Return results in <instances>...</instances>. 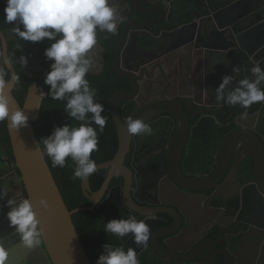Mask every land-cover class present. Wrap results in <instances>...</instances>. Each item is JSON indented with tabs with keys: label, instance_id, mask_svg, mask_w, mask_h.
Returning a JSON list of instances; mask_svg holds the SVG:
<instances>
[{
	"label": "flooded vegetation",
	"instance_id": "obj_1",
	"mask_svg": "<svg viewBox=\"0 0 264 264\" xmlns=\"http://www.w3.org/2000/svg\"><path fill=\"white\" fill-rule=\"evenodd\" d=\"M256 1L111 0L119 12L117 32L111 34L97 29V43L89 53L93 60L89 72L110 85L101 92L107 94L106 97L95 99L103 103V99L117 92L137 89L135 96L119 104L123 120L151 103H177L188 120L181 158V170L186 176L199 180L212 177L224 158L221 153L226 139L244 130V137L234 146L233 154L225 156L221 178L205 187H184L172 174L170 152L179 126V118L173 112H163L145 121L152 128L151 135H131L130 148L123 161L132 175L128 192L126 178L117 174L106 193L94 204L91 197L102 187L111 168L101 169L107 170V174L96 190L93 174L90 175L89 187L82 189L91 201L89 207L94 206L92 210L107 221L135 216L150 225L151 236L146 246H137L131 234L123 238L117 236L125 251L128 247L136 249L140 264H256L260 252V264H264V195L261 193L264 188V102L245 109L240 105L218 103L215 99V88L225 75L234 76L229 86L234 88L240 79H254L248 70L253 64L264 68V32L251 44L247 33L233 36L232 28L235 24L243 29L240 20L246 16L247 3L252 7L248 10H257L253 8ZM235 8L239 10L237 16L231 14L238 13L233 11ZM124 30L127 37L121 46L119 64L121 71L130 74L129 79L122 77L115 67L116 51ZM158 32L165 37L160 46L155 45L152 38ZM216 32L223 33L222 38H214ZM216 42L223 48H213ZM230 44L233 46L225 48ZM0 67L4 68L6 77L9 70L5 65L0 64ZM233 68H238L239 72L233 73ZM260 87L264 89V82ZM112 89L115 90L112 92ZM112 112V105L104 104L102 115L107 124L102 133L99 126L92 123L98 133V151H94L91 158L107 150L110 154L102 162L112 160L120 147L119 130ZM250 137L256 143L252 147L246 140ZM103 147L107 150L102 151ZM8 156L13 159L11 140L0 141V167L5 165ZM71 163L74 168L75 163ZM17 190L10 196L20 200L25 190L20 186ZM183 192L190 201L182 200ZM255 201L260 206L259 211ZM2 226L4 228L0 224V231Z\"/></svg>",
	"mask_w": 264,
	"mask_h": 264
},
{
	"label": "clouds",
	"instance_id": "obj_2",
	"mask_svg": "<svg viewBox=\"0 0 264 264\" xmlns=\"http://www.w3.org/2000/svg\"><path fill=\"white\" fill-rule=\"evenodd\" d=\"M5 22L17 23L22 27L14 28L15 34L29 42H41L45 38L52 41L44 51L47 60L52 61L50 70L44 77V83L50 86L48 95L54 100H66L64 110L71 118L80 121L78 127L66 123L56 126L52 133L42 138L43 150L51 158L53 167H65L66 159L75 163L73 178L86 180L96 172L97 164L91 158L98 151V133H102L107 120L102 113L104 104L98 102L96 90L90 87L86 75L92 68L93 60L90 50L97 43V29L101 32L115 34L119 12L111 0H6L4 9ZM59 37V38H57ZM13 61L0 51V64L10 65ZM21 67H27V55L19 57ZM253 78L240 79L234 88L233 75H225L215 88L216 101L231 106L240 105L247 109L254 103L264 102V68L253 64L248 69ZM233 68V73H238ZM5 71L0 67V122L7 120L9 127L19 129L27 126L29 117L22 108L10 109V97L6 93L8 81ZM19 79L18 76L13 77ZM88 114H92L89 117ZM131 135H151L152 128L142 119L128 117L125 121ZM7 192L0 190V199ZM44 208H49L46 198H41ZM10 210L7 212L9 227L14 228L20 237V243L26 248L34 249L45 235L36 207L30 198L20 200L14 197L7 200ZM2 211V208H0ZM120 238L131 234L137 246L147 245L150 239V225L135 216L109 220L105 229ZM103 253L96 264H139L137 251L128 247L103 245ZM8 250L0 243V264H5Z\"/></svg>",
	"mask_w": 264,
	"mask_h": 264
},
{
	"label": "water",
	"instance_id": "obj_3",
	"mask_svg": "<svg viewBox=\"0 0 264 264\" xmlns=\"http://www.w3.org/2000/svg\"><path fill=\"white\" fill-rule=\"evenodd\" d=\"M240 4L239 1H235ZM250 2V1H249ZM247 3V13L244 15L245 18L240 20L242 23L243 29L236 27L235 24L232 25L233 36L239 35L243 32L246 36V33L249 35L251 41L249 43H256L257 36L264 32V0H258L254 2L257 10H248L252 8L250 3ZM238 11L237 14L231 13L232 15L237 16L239 10L237 8L233 11ZM245 11L241 12L244 13ZM240 13V14H241ZM232 23V22H231ZM138 27H143L139 25ZM223 27V26H221ZM170 29V27L168 28ZM214 34V38L219 37L222 34ZM127 37V33L124 30L123 39L120 45L117 47L115 67L119 74L122 77L130 78V74L120 70L121 58V46L124 45ZM155 45L160 46L163 43L165 38L161 33H157V36L152 37ZM225 39V37H224ZM258 46V44H256ZM262 45V43H259ZM156 46V47H157ZM233 44L225 45V48L232 47ZM215 49L223 48L220 46V43L216 42L214 44ZM242 49L245 50L249 55H252L251 51L242 46ZM0 50L9 57V43L2 29L0 28ZM160 65L164 67L162 61ZM9 70L11 76L9 78L6 93L10 97V109L15 111L17 108H22L25 114L29 117L27 126L21 127L19 129H14L9 127V122L7 121L8 131L10 135V140L13 148V159L11 156L7 157L4 160L5 164L9 167V170L13 172L15 181L5 180V184L0 183V190H6L10 186H20L25 190V195L23 198H30L34 206L36 207L37 212L39 213V218L41 220V226L45 230V235L41 239V243L34 248L35 260L32 258L29 262L28 258H24L22 264H93L90 259L78 233L77 227L73 221V215L81 210L90 209L92 210L94 206H83L78 207L73 210H70L64 200L63 194L57 184V181L54 177V174L51 170L49 162L45 156L41 143L36 135V131L33 127V122L39 117L41 105L43 99L47 96V91L40 90L38 88V83L33 81L28 88V92L23 104L15 97L13 90L16 86L17 79L13 77L17 76V71L13 64L5 65ZM136 87V85L134 84ZM137 89L133 92H117L112 95L107 100L103 99L104 104H111L113 110V119L118 127L119 136H120V147L117 151L115 157L112 160L102 162L97 164L98 169L111 168L108 173L102 187L96 192L95 197L91 200L94 204L106 193L109 184L112 178L119 174L126 178V190L128 192L129 185L132 181V175L124 167L123 161L127 154V151L130 148L131 134L127 130L126 120H123L119 114V104L128 98L135 96ZM99 102V99H96ZM163 112H173L179 118V126L172 143L171 147V169L172 174L175 179L181 183L184 187L198 189L200 187H205L210 185L221 178L223 175V168L225 167L224 162L227 160L230 154H233L234 146L239 143V141L244 137V130L235 132L231 134L225 141V144L222 149L224 158L222 159L217 171L215 174L206 179L199 180L197 178H191L186 176L181 170V158L183 149L186 143V138L188 135V120L185 113L182 112V109L178 106L177 103L171 101H158L151 103L142 109L138 110L133 116V119H142L144 122L148 119L161 114ZM256 139V138H255ZM250 147L256 145L253 142L252 137L246 139ZM228 154V155H226ZM227 156V158L225 157ZM6 170V168L0 167V175ZM90 176L82 181L83 189L89 187ZM261 193L264 195V188H261ZM187 193H182V200L190 201V197L186 196ZM46 198L49 202L50 207L44 208L40 203L41 198ZM261 198V197H260ZM3 199H0V208L3 206ZM255 207L259 211L260 206H258L255 201ZM260 213V212H259ZM7 217L4 214V209L0 211V222L1 220ZM9 223V222H8ZM6 221L4 228L0 231V243L8 249L12 245L14 237L4 238L3 234L13 233L14 229L9 227V224ZM1 229V227H0ZM5 229V230H4ZM4 230V231H3ZM264 238V237H263ZM16 240L14 239L13 243ZM124 242L130 246L128 242L124 239ZM14 246L11 247L12 252ZM10 254V253H9ZM12 254V253H11ZM262 263V254L261 252L256 257V264Z\"/></svg>",
	"mask_w": 264,
	"mask_h": 264
},
{
	"label": "trees",
	"instance_id": "obj_4",
	"mask_svg": "<svg viewBox=\"0 0 264 264\" xmlns=\"http://www.w3.org/2000/svg\"><path fill=\"white\" fill-rule=\"evenodd\" d=\"M5 6L6 0H0V28L8 40L10 51L9 56L13 61L12 64L17 71V76L19 77L13 93L19 102L23 104L28 92V88L33 81L38 83V88L40 90H44L49 93L50 86L44 83V77L50 70L52 61H49L45 58L44 51L50 46L52 41L45 38L41 42L33 43L19 38L15 34L14 28L22 26L17 23L9 24L5 22ZM21 55L28 56L29 63L27 67H21L19 63V57ZM10 76L11 74L8 72V75L5 77V79L9 80ZM86 79L89 81L90 87L96 90L95 98L107 96V94L103 95L101 92L110 84L107 83L105 85L98 76L93 77L92 73L90 72L86 75ZM114 90L115 89H112V92ZM65 105L66 100H54L48 94L43 99L39 117L33 122V127L36 131V135L41 143L42 148V138L50 135L56 126H63L66 123L75 127L79 125L80 121H76L74 118L68 116L64 110ZM88 115L91 117L92 114ZM107 119L110 122L112 121L111 117H107ZM5 140L10 141L7 120L0 122V141L4 142ZM104 150H107V148L103 147L102 151ZM107 151H104L106 152L104 154L100 153L101 155L94 154L92 159L95 160L96 163L104 161L110 155L107 154ZM45 156L49 162L51 170L68 208L73 210L78 207L89 206L91 201L83 194V189L81 186L82 180L73 178L75 167L72 168L73 164L71 163V158H67L65 167L61 168L53 167L51 158L47 156L46 153ZM106 172L107 170L100 169L93 173L92 177L95 181V185H93L94 190L100 187L107 174ZM73 221L77 227L81 241L93 264H96L99 256L103 253L104 244L109 243L114 248H123L122 241L116 235L104 231L105 225L108 221L105 220V218L98 212L90 209L81 210L73 215ZM138 261L140 264L141 260L138 259Z\"/></svg>",
	"mask_w": 264,
	"mask_h": 264
},
{
	"label": "crops",
	"instance_id": "obj_5",
	"mask_svg": "<svg viewBox=\"0 0 264 264\" xmlns=\"http://www.w3.org/2000/svg\"><path fill=\"white\" fill-rule=\"evenodd\" d=\"M2 168H6V170L3 172L2 176L0 175V183L5 184V180H13L15 181V177L12 171L9 170V167L5 164L2 166ZM17 186H10L9 188H7L5 191L7 192V196L5 197V200L3 201V206L2 208L5 210L4 214L7 215V212L10 210V206L7 205V200L11 199L14 197V195L18 192L17 190ZM14 193L13 196H10V194ZM15 198V197H14ZM16 199V198H15ZM7 221V217L3 220H1L0 224L5 225ZM14 229V228H13ZM5 237L4 238H9L10 236L14 237V239L16 240L14 243V239L12 241V245L7 249L8 250V257L5 260V264H22L23 259L24 258H28L29 262L31 261V259L33 258L35 260V255H34V249H29L26 248L22 245V243H20V237L19 235L15 232V230L13 231V233H6L3 234ZM10 237V240H11ZM13 250L15 249L14 252H12L11 247H13ZM10 253V254H9ZM12 253V254H11Z\"/></svg>",
	"mask_w": 264,
	"mask_h": 264
},
{
	"label": "bare ground",
	"instance_id": "obj_6",
	"mask_svg": "<svg viewBox=\"0 0 264 264\" xmlns=\"http://www.w3.org/2000/svg\"><path fill=\"white\" fill-rule=\"evenodd\" d=\"M126 119V118H125Z\"/></svg>",
	"mask_w": 264,
	"mask_h": 264
}]
</instances>
